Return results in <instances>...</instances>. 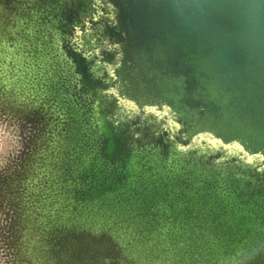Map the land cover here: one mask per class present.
I'll use <instances>...</instances> for the list:
<instances>
[{
	"label": "rangeland",
	"instance_id": "374dc122",
	"mask_svg": "<svg viewBox=\"0 0 264 264\" xmlns=\"http://www.w3.org/2000/svg\"><path fill=\"white\" fill-rule=\"evenodd\" d=\"M54 1L0 0V264H264V244L207 213L227 205L264 219V193L233 184L224 167L196 163L187 174L165 167L134 183L118 173L75 178L83 129L57 87L55 66L66 67L50 26ZM203 174H215L213 203L200 198ZM78 189L84 195L73 198ZM230 212L218 211L222 221ZM61 224L72 234L51 250L46 235Z\"/></svg>",
	"mask_w": 264,
	"mask_h": 264
},
{
	"label": "water",
	"instance_id": "95a60500",
	"mask_svg": "<svg viewBox=\"0 0 264 264\" xmlns=\"http://www.w3.org/2000/svg\"><path fill=\"white\" fill-rule=\"evenodd\" d=\"M150 5L156 8L151 26L146 22L151 8L144 4L138 8L142 22L134 29L145 35L150 27L154 37L152 32L143 43L138 40L132 52L122 49L124 59L114 68L103 63L105 77L113 76L107 88L86 82L88 75L99 72L94 59L100 61L101 55L89 56L92 44L81 51L82 62H71L80 94L70 89L68 106L79 116L84 139L75 151L81 165L77 173L88 180L118 173L134 183L165 167L187 174L199 163L209 170L224 167L230 182L248 186L254 196L264 193V0H153ZM129 30L130 25L127 38ZM84 61L87 65L76 73ZM122 94L126 104L138 107V115L131 118L134 132L129 119L117 116L114 102ZM152 108L154 113L148 110ZM100 111L111 123H103ZM165 123L166 132L159 133ZM107 164L115 168L107 171ZM203 175L200 198L213 203L207 192L216 193L215 174ZM148 186L155 189L152 183ZM229 210L228 221H222L218 211ZM207 213H216V225L240 228L250 244H264L260 215L227 205Z\"/></svg>",
	"mask_w": 264,
	"mask_h": 264
},
{
	"label": "flooded vegetation",
	"instance_id": "af4514ba",
	"mask_svg": "<svg viewBox=\"0 0 264 264\" xmlns=\"http://www.w3.org/2000/svg\"><path fill=\"white\" fill-rule=\"evenodd\" d=\"M152 1L153 0H87L86 3L82 4L76 3L73 0H55L52 2L50 6L52 13L50 26L51 29H53V42L55 43L56 54L62 60V67H66L65 71L61 66H55L56 70L59 71L56 73L57 87L61 88L63 92L72 90V92L77 93L76 96L79 97L78 95L80 92L78 93V90H76L78 86H76L75 74L70 72L71 62H82L79 55H81V51L83 54L87 51L88 44L93 45L91 46L90 57H97L96 54H100L101 56L99 58L100 61L97 58L94 59L95 62H98L99 72L88 75L86 82L90 86L93 82L94 86L106 87L108 85V80L113 79V76L110 75L105 77L103 63H107V65L114 68L116 66L115 64L118 62V64L121 63V58L124 59V54L119 53L122 49L127 50V52H132L136 45H138V40L143 43L145 37L147 40L149 38L148 35L153 32V30L148 27L145 35L143 33L136 34L134 29L136 24L139 25L142 22L140 15L141 11H139L138 8L144 7V4L146 7L151 8V10L147 9L148 14L146 18V22L151 26V21L154 19L153 11H156V8L152 5L148 6ZM138 16L139 18L136 20ZM128 25H130V30L128 31L129 38L125 37L126 26L128 27ZM154 35L155 32L151 34L153 37ZM149 43L153 45L152 41ZM82 47H84V49ZM108 51L110 53H108ZM89 61L92 62V59H89ZM85 65H87V63L84 61L76 68L75 72L78 73L79 69L83 68ZM128 66H130V64ZM87 89L82 91V93L85 94ZM126 98L127 96L122 94L121 98L117 99L114 104L118 114L117 116H120L122 119H129L128 128L132 129L134 132L135 129L131 124V118L138 115V107L136 108L130 106V104H126V101L128 102ZM78 100L79 102L82 101L80 98ZM122 100L125 103H123ZM148 110L150 112L152 111V109ZM126 114L128 117H125ZM135 121L136 120H134V123ZM167 124L165 123L159 126V133L166 132V128L168 127ZM127 130L124 131L125 134L128 133ZM138 136L140 138L141 135L139 134ZM121 144H123L122 140ZM140 145L142 146L143 144ZM78 174H80L81 178L79 175H75L76 179H84L87 177L86 174ZM83 192L84 190L82 191V189L72 192L75 194L73 198L78 199L80 195H84ZM57 227L60 228H56L46 235L49 238L47 243L51 250H54L55 246L63 248L65 243L63 238L68 239L71 233L63 224ZM66 257H68V255Z\"/></svg>",
	"mask_w": 264,
	"mask_h": 264
}]
</instances>
